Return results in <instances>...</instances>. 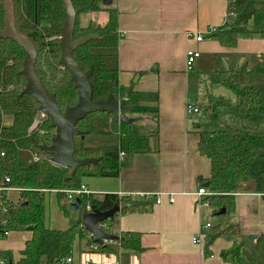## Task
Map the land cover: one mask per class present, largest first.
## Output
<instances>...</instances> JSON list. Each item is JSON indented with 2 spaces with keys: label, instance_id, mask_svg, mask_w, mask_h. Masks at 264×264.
Segmentation results:
<instances>
[{
  "label": "trees",
  "instance_id": "trees-1",
  "mask_svg": "<svg viewBox=\"0 0 264 264\" xmlns=\"http://www.w3.org/2000/svg\"><path fill=\"white\" fill-rule=\"evenodd\" d=\"M103 0H72L78 10L74 29V39L98 34L97 39L77 48L73 55L85 71L92 69L90 82L92 100L104 101L114 96L124 101L121 113L129 120L138 112L141 101L158 95L135 91L133 85L122 87L118 81L119 46L118 12L104 8ZM16 25L32 37L38 56L36 72L47 90L56 96L61 111L78 102V91L71 75L60 63L61 35L65 21L63 0H14ZM107 10L108 22L101 26L81 27L79 16L82 13ZM228 18L231 25L216 36L225 47H235L241 36L258 34L264 37V0H229ZM5 5L0 0V30L4 28ZM253 22L254 30L248 25ZM25 50L10 39H0V111L13 113V124L3 127L0 123V185L20 190L17 202L9 200L4 192L0 196L1 231H25L32 227L33 236L26 242L23 257L16 264H40L43 256L47 264L72 255L73 243L78 237L89 250L101 254H117L122 250L140 252L141 235L123 232L120 227V212L100 224L109 234L117 239L98 244L90 238V232L82 224V214L87 210L107 211L118 205H128L122 212L147 211L149 203L134 201L131 197L105 194L101 199L91 196L81 201L78 221L66 230L49 229L45 224V189L58 191L59 203L65 197L64 190L77 189L85 177H117L120 173L121 152H150V139L143 135L137 126L122 123L117 117L106 112L88 114L77 123V128L84 132L75 136V154L78 159H100L95 164L74 168H63L51 162L41 149L49 145L55 135L52 120L48 116L41 126L29 131L37 114L39 103L32 95L21 94L26 86L22 74ZM145 73V72H142ZM214 81L229 88L236 96V112L245 121L255 126L234 127L222 124L219 108L226 106V100L211 101L209 120L200 134L199 151L211 160L209 194L207 202L217 215L222 209L225 214L235 210L236 194L247 191L262 194L264 197V130L258 125L264 122V58L251 69L243 66L239 69L217 71ZM103 117L109 122L107 130L98 129L95 119ZM44 131L45 133H42ZM120 134L119 145L87 146V136L97 134ZM27 154H36L38 160L27 161ZM9 178L6 182L5 178ZM67 212V206L61 204ZM226 236L236 238L235 246L224 255L234 261L245 256L249 264H264V238L259 242V253L251 252L239 226L228 223L207 235L210 243ZM0 261L15 264L10 252L0 250Z\"/></svg>",
  "mask_w": 264,
  "mask_h": 264
},
{
  "label": "crops",
  "instance_id": "crops-1",
  "mask_svg": "<svg viewBox=\"0 0 264 264\" xmlns=\"http://www.w3.org/2000/svg\"><path fill=\"white\" fill-rule=\"evenodd\" d=\"M102 4L118 12L119 84L133 85L135 91L158 98L141 101L129 125L137 126L141 134L149 137L152 151L125 152L120 157L117 177H85L82 183L98 199L116 194L149 205L147 211L119 214L123 232L141 235L142 251L96 253L85 246L86 240L81 242L77 237L71 264H249L245 256L234 261L224 255L235 246L236 238L221 236L209 243L207 235L228 223L236 224L248 249L259 253V242L264 238V197L259 193L238 192L235 210L229 213L233 217L223 215L229 216L226 225H215L214 209L204 201L206 195L198 194L209 182L212 170L211 160L199 151V142L209 120L207 107L211 101L221 100L208 90V85L222 86L214 81L215 73L243 66L251 69L258 64L264 58V37L241 36L235 47H225L216 34L202 42L187 35L207 33L214 26L219 31L227 29L231 25L227 23L229 0H103ZM108 19L106 9L79 16L81 27L103 26ZM248 28L255 29L252 21ZM189 50L201 52L192 70L186 64ZM189 102L199 107V112L188 113ZM228 105L219 108L221 120ZM13 117L11 112L0 111L3 127H10ZM95 124L102 130L109 127L103 117L95 119ZM85 140L87 146L119 145L120 134L91 135ZM32 156L27 154L28 162ZM47 194L49 206L55 200L59 202L57 191L45 192V198ZM5 195L17 202L20 190L9 188ZM65 201L71 209L72 202L65 197L55 209L50 207V214H45L47 228L66 230L78 221V211L71 209L73 213L68 217V209L66 213L61 210V204L67 206ZM207 223L212 226L206 237L201 243H194L193 238ZM32 236L30 228L9 232L0 241V250L10 252L16 264ZM40 264H47L46 256Z\"/></svg>",
  "mask_w": 264,
  "mask_h": 264
},
{
  "label": "water",
  "instance_id": "water-1",
  "mask_svg": "<svg viewBox=\"0 0 264 264\" xmlns=\"http://www.w3.org/2000/svg\"><path fill=\"white\" fill-rule=\"evenodd\" d=\"M106 2V0H104ZM65 21L61 35V59L60 63L67 69L71 75L78 91V102L74 106H69L65 111H61L56 96L50 93L41 78L36 72V60L38 51L35 41L29 34L16 25L15 3L14 0H4L5 17L4 28L0 30V39H10L21 46L26 53L22 74L26 78V86L21 94L32 95L39 108L36 114H47L55 129V135L49 145L42 146V150L49 156L51 162L63 168H78L97 163L100 159L85 158L78 159L75 154V136L83 135L84 132L77 128V123L84 119L88 114L95 112H106L117 117L122 123L131 124L122 113L121 108L124 101H118L114 96H109L104 101L92 100V86L90 77L92 69L85 71L75 59L73 52L87 42L97 39L98 34L92 33L87 36L74 39V29L78 10L75 8L72 0H63ZM228 24L233 23L232 18L227 19ZM210 187V182L206 183ZM81 199L77 198L71 204V209L79 211ZM128 205H118L107 211H84L82 214V224L88 232L95 238L98 244H104L105 241L117 239L116 235L106 233L100 226L102 222L113 217L125 209ZM226 209H222L218 215L225 214ZM32 229V227H30Z\"/></svg>",
  "mask_w": 264,
  "mask_h": 264
},
{
  "label": "built area",
  "instance_id": "built-area-1",
  "mask_svg": "<svg viewBox=\"0 0 264 264\" xmlns=\"http://www.w3.org/2000/svg\"><path fill=\"white\" fill-rule=\"evenodd\" d=\"M218 31H219L218 27L214 26V27H210L208 29L207 33L188 32L187 35L189 37L194 38L197 42H202L203 40H205V38L207 36L208 37H212ZM200 56H201V52L200 51H197V50H189V51H187V61H186L187 69L192 70ZM187 111H188V113H197V112H199V107L194 105V103H192V102L190 103L189 102L188 105H187ZM37 115H39V118L35 119L33 125L30 128V132L35 130V128H38L40 126V124L43 123L44 118L47 117V114H43V113H38ZM124 155H125L124 152L120 153V157H122ZM37 160H38V156L36 154H33L32 159L29 162H34V161H37ZM5 180H6V182L10 181L8 177H6ZM8 189H9L8 187H6L4 185H0V196L2 195L3 192L7 191ZM49 191H57V190H54V189H45V190H43V192H49ZM63 192L65 194V198L68 201L72 202V203H74L77 198H80L81 201H83V200H88L92 196V192L83 183L77 189L64 190ZM198 194L199 195H208L209 191H208V189L206 187H201L198 190ZM158 199L159 198H157V200ZM170 201L171 202L174 201V197L173 196L170 197ZM86 211H92L90 205H88ZM2 223L3 222L0 219V241L9 235V231H5V232L1 231V224ZM211 226L212 225L210 223H207L204 226H202L200 231H199V233H197V235L193 238V242L194 243H201L202 239H204L206 237V235H207V233H206L207 229H210ZM90 237L94 238L91 234H90ZM71 263H72V257L68 256V257L63 258L62 260L56 262L55 264H71ZM0 264H5V262L4 261H0Z\"/></svg>",
  "mask_w": 264,
  "mask_h": 264
},
{
  "label": "rangeland",
  "instance_id": "rangeland-1",
  "mask_svg": "<svg viewBox=\"0 0 264 264\" xmlns=\"http://www.w3.org/2000/svg\"><path fill=\"white\" fill-rule=\"evenodd\" d=\"M209 88V89H208ZM208 90H209V93L210 94H214V96H216L217 98H221V99H226L228 101V110H227V113L224 115L223 117V120L222 121V124H228V125H231V126H234V127H248V126H255V123L253 122H249V121H245L243 119H241L239 117V115L237 114L236 112V108H235V105H236V96L235 94L233 93L232 90H230L229 88H226L224 86H213V87H210L208 85ZM207 89L205 91H207ZM36 118H39V115L36 116ZM35 118V119H36ZM48 118V115L46 118H44V120H46ZM43 120V122H44ZM35 121V120H34ZM34 123V122H33ZM33 125V124H32ZM41 126V124H40ZM39 126V127H40ZM38 127V128H39ZM258 127L261 129V130H264V122H262L260 125H258ZM38 128H35L38 129ZM30 131V129H29ZM42 133H45L44 131H41ZM6 194V191L4 192V195ZM49 202H50V198L48 196V194L46 195V198L44 199V203H45V208L47 209L46 210V213L47 216L50 214V207L52 209H55V206L57 205V203L59 202H54V205L50 204L49 206ZM66 202V201H65ZM67 203V209H68V214L70 217L72 215V210L69 208L70 207V204L68 202ZM59 206V205H58ZM62 210V209H61ZM63 211V210H62ZM66 213V212H65ZM230 215V217H233L232 214H228ZM229 216H223V215H214L212 217V221L215 225L217 224H220V226H224L226 225L225 223L227 222V219H228ZM45 220H46V216H45ZM230 222V221H229ZM90 237V236H89ZM91 238V237H90Z\"/></svg>",
  "mask_w": 264,
  "mask_h": 264
}]
</instances>
